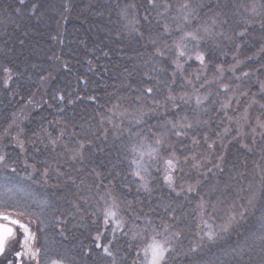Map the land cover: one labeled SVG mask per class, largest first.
Listing matches in <instances>:
<instances>
[{"label":"trees","instance_id":"trees-1","mask_svg":"<svg viewBox=\"0 0 264 264\" xmlns=\"http://www.w3.org/2000/svg\"><path fill=\"white\" fill-rule=\"evenodd\" d=\"M27 2L29 8L32 2L38 5L36 14L25 8L24 14L17 16L13 11L18 7L17 0H0V68H13V80L9 82L8 87H4V73L0 71V155L6 156L5 162L0 164V210L6 208L16 214L17 208H28L35 213L24 218L34 224L35 243L37 248L41 249L40 264H48L50 259H61L64 264H111L112 258L106 256L102 249L95 248L92 243V237L96 234L92 222L96 218L91 215L95 209L90 205L94 201L90 200V205H82L84 212H76L72 207L73 201L79 202L75 193L79 191L77 185L82 173L77 169L81 168V164L71 160L63 146L75 148L77 141L84 139H95L98 145L105 146V153L95 154L85 167V172L92 166L101 165L102 161L104 164L109 160L113 163L117 161V148L122 141H128L127 129L131 127V123L125 119L120 125V128L124 129L120 139H116L120 135L118 130L113 129L111 125H105L109 128V134L108 139L104 140L102 133L98 131L101 128L98 121L117 103H120L122 108L130 106V98L135 94L128 85L133 89L145 86L141 84L140 75L144 67L137 53H142L145 59L148 58L151 45L145 49L142 45L146 41L136 44L130 43L126 38H116L115 33L119 27L116 24V4L123 5L125 0ZM171 2L176 4L182 0ZM205 2L220 5L228 3L230 7L244 5L250 10L253 2L258 5L261 0ZM234 10L237 11L235 19L241 23H233L231 29L239 32L247 27L243 24V19L250 12L244 13L242 7ZM259 21L260 18L256 17L243 38L226 29V36L218 38L220 47L212 46L209 53L211 62L206 60L207 67L204 70H201L197 61H190V66L185 65L186 75L199 88L200 94L213 95L206 102L209 111L201 116V119L209 120V126H201L198 131L209 136L208 143L213 140L216 143L210 155L202 137H198L201 138L199 147L193 146L187 138L182 144H177L178 154L190 158L197 156L196 161L190 160L188 164L182 162L184 172L179 173L177 184H183L187 188L189 184L194 185L198 179L203 180L198 188L200 195L217 204L218 209L214 213L215 219L208 220L207 216L204 217L213 231L217 230L219 218L223 216L227 205L235 200L238 194L245 195L238 192L240 186L247 187L251 183L256 189L260 187L261 168H264V136L261 133L264 129L257 127V123L258 119L264 121V108H261V105H264V89H261V84H264V28H261ZM153 28L155 29V13ZM24 32L28 35L25 36ZM19 40L24 43L20 44ZM104 51H109V56L105 57ZM89 60L93 61L91 67L94 71H89ZM237 61L240 63L237 64ZM156 63L159 64V60ZM134 64L137 71H133L125 80L124 68L132 70ZM220 65L223 66V72L217 71ZM164 66L167 71L159 75L168 81L174 66L167 61ZM197 75L199 80L195 79ZM176 79L177 83L173 85L176 95H182L185 91L190 94L193 92L191 85L179 76ZM146 83L150 86L152 82ZM201 84H204V87L201 88ZM222 84L230 86L227 93ZM54 95H64L65 102L58 103L53 100ZM69 95L74 103H67ZM87 95H94L97 100L93 102L77 99ZM154 95L159 99L161 107L155 113L149 112V115L144 117L147 122L133 127V132L143 129L144 133H148L149 127L156 131V126L164 122L167 110L163 105L167 91L165 89ZM120 97L125 99L120 100ZM229 98L231 107L226 111L228 116L232 117L231 120L225 117L224 110L220 109V105L227 103ZM151 103V100L146 101L143 111H149ZM168 108H171L170 104ZM185 108L191 115L190 107ZM113 110L117 116L115 123L119 124L120 113L116 109ZM173 115L174 113L167 111L168 119ZM225 128L229 129L227 134L224 132ZM61 132L64 133L63 136L60 135ZM46 133H51L52 138H59L55 151ZM17 137L25 141V152H21L17 147ZM172 139L176 141L175 137ZM219 155L225 157L223 172L213 168L215 157ZM203 156H208L212 163L202 159ZM25 159L29 163L35 162L40 171H43L44 162L47 161L52 168L59 166L66 175L58 181L56 174L51 173L50 177L45 179L40 172L33 173L31 168H27ZM193 163H199L201 167L193 168ZM208 168H212V172L207 173V179H204L200 173L207 172ZM30 174L31 179L28 178ZM153 175L160 182L151 197L144 192L137 194L133 191L127 194L128 199L138 197L144 201L142 206L145 211L149 207H156V213L153 215L157 223L160 217L169 219L163 208L157 207V203L161 199L170 203L176 209V214L181 217L179 227L184 230L183 251L187 252L190 241L199 239L195 233L203 227L197 209L199 196L196 192H184L177 196L163 185L162 172L153 171ZM69 176L76 181L75 184L68 179ZM90 180L91 177L88 178V181ZM80 194L86 195L83 192ZM218 200L223 203H218ZM259 207L258 200L257 208ZM209 211L211 212V209ZM258 216V212L250 216L229 234L221 233L215 242L208 241L207 236H204V244L199 251L188 256H178L175 264H237L241 254L243 259L240 264H260L264 253L261 252L259 237L264 234V228L261 227ZM65 219L69 221L67 225L59 223ZM117 235L120 237L119 233ZM21 237L17 232L6 253L0 258V264H9L10 261L11 264H17L15 253L20 247ZM126 240L127 238L120 237L117 261L128 255L124 248ZM233 248L236 249L235 253Z\"/></svg>","mask_w":264,"mask_h":264},{"label":"snow or ice","instance_id":"snow-or-ice-1","mask_svg":"<svg viewBox=\"0 0 264 264\" xmlns=\"http://www.w3.org/2000/svg\"><path fill=\"white\" fill-rule=\"evenodd\" d=\"M17 3L18 7L13 11L17 16H22L25 8H29V4L27 0H17ZM241 7L244 13L250 12L243 19V24H246L247 27H244L242 31L235 32L234 29H231V25L233 23L239 25L241 22L235 19L237 11L234 9L238 10ZM116 8L118 9L116 24L119 26L115 33L116 38L118 40L126 38L130 43L135 42L136 44L146 41L142 45L145 49L151 45L148 58L145 59L142 53H137L144 67V71L140 75L142 77L141 84L145 86L133 89L131 85H128L135 94L130 98V106L122 108V105L117 103L113 105V108H109L107 113L98 121L101 125L98 131L102 133L103 139L107 140L109 128L105 125H111L113 129L118 130L120 135L116 139H120L124 132L120 125L124 123L125 119L129 120L131 127L127 129L129 132L128 141H122L117 148L118 159L115 163L109 160L107 164H104L102 161L101 165L92 166L87 172H85V167L91 158L97 153H105V146L98 145L95 139L78 140L75 148L71 149L67 145L63 146L66 155L71 160L81 164V168L77 169L79 173H82L77 185L79 191L75 193L79 202H72L73 209L76 212H84L85 209L82 205H90V200L94 201L90 205L95 209L91 215L96 218L92 222L96 232L95 236L92 237L94 247L102 249L106 256L111 257V264H170V262L175 264L178 256H188L199 251L204 244V236H207L208 241L215 242L221 233H231L241 222L247 221L250 216L256 215L257 212L259 213L257 219L261 223V227L264 228V168H261L259 189H256L251 183L247 187L240 186L238 192L245 195L238 194L237 198L227 205L223 216L219 218L220 223L217 225L216 231H213L207 220L204 219L205 216L208 217V220L215 219L214 213L218 209L217 204L211 203L204 195H200L198 188L203 180L198 179L194 185L189 184L187 188L183 184H177V179L180 178L179 173L184 172V168L181 166L182 162L188 164L190 160H197L196 155L190 158L187 155L178 154L177 144H182L183 140L187 138L191 140L193 146L199 147L201 138L198 137H202L203 142L207 144L210 155L216 143L215 140L208 143L209 136L198 131L201 126H209V120L201 119V116L209 111L206 102L209 101L210 94L203 96L200 94L199 88L186 75L185 65L190 66V61H197L201 65V70H204L207 67L206 60L211 62L209 53L212 51V46L220 47L218 38L226 36V29L232 30L235 35L243 38L248 27L255 22L256 17L260 18V26L264 28V0H261L258 5L253 2L250 10L244 5L230 7L228 3L224 5L211 4L205 0H182L176 4H173L171 0H143V2L125 0L123 5L117 3ZM161 8L163 11H160ZM29 10L36 14L38 5L32 2ZM153 13H155V29L153 28ZM24 35L27 36L28 33L24 32ZM53 38L56 39V37ZM19 43L23 44L24 41L19 40ZM236 48L238 51L239 45ZM109 54V51L103 52L105 57ZM129 59H133V57H129ZM157 60H159V64L156 63ZM165 61L174 66L168 81L159 75L167 71L164 66ZM92 63V60L88 61L89 71L95 70L91 67ZM239 63L237 61V64ZM0 71L4 73V87H8L9 82L13 80V68L4 66L0 68ZM133 71H137L135 64L132 70L127 67L124 68L125 80L132 75ZM217 71L223 72V66H218ZM177 76L192 86L193 92L191 94L187 91L182 95L175 94L173 85L177 83ZM195 79L199 80V75L195 76ZM146 82L152 83L147 86ZM200 87H204V84H201ZM222 87L226 93L229 91L230 86L228 84H222ZM165 89L167 95L164 98L163 107L174 113L173 117L168 119L166 111L164 122L156 126V131L149 127L148 133L150 135L144 133L143 129L133 132V127L147 122L144 117H147L149 112L155 113L161 107L159 99L154 94ZM261 89H264V84H261ZM52 99L60 103L65 102L66 97L54 95ZM77 99L95 102L97 97L87 95L86 97H77ZM124 99L125 97H120V100ZM148 100L152 102L149 111H143ZM29 102L31 103V101ZM74 102L69 95L67 103ZM169 104L171 108H168ZM185 106L190 107L191 115ZM229 107H231V98L228 99L227 103L220 105V109L225 112V117L231 120L232 117H229L226 111ZM261 108H264V105H261ZM113 109L120 113L119 124L115 123L117 116ZM257 127L264 129V121L258 119ZM228 131L229 129H224L225 134ZM253 132H255V128H253ZM190 133L191 135H189ZM46 135L53 146V151H55L59 138H52L51 133H46ZM60 135L63 136L64 133L61 132ZM261 135L264 136V132ZM172 137H175L176 141H173ZM16 139L17 147L20 148L21 152H25V141L18 137ZM5 159V155H0V164L4 163ZM202 159L212 163L208 156H203ZM215 161L213 168L223 172L224 155L216 156ZM44 163L45 167L43 171H40L35 162L29 163L27 159L24 161L27 168H31L33 173L40 172L45 179H48L51 173L56 174L58 181L66 175L59 166L52 168L47 161ZM109 164L111 167H108ZM161 164L163 168H161ZM123 165L126 166L122 167ZM192 167L198 169L201 165L193 163ZM153 171L162 172L163 185L177 196L184 192H196L199 196L197 209L203 227L195 233L199 239L194 242L190 241L187 252L183 251L184 230L179 227L181 217L176 214V209L170 203H165L162 199L157 203V207L163 208L169 217V219L160 217L159 223H157L156 217L153 215L156 213V207H149L145 211L142 206L144 201L139 200L138 197H134L133 200L128 199L127 194L133 191L137 194L144 192L149 197L152 196L153 192L157 190V183L160 182L153 175ZM210 172H212V168H208L207 172L200 173V175L207 179V173ZM241 175L243 174L241 173ZM89 177H91L90 181H88ZM28 178H32L31 174ZM68 179L72 180L73 184L76 183L72 177L69 176ZM81 192L86 193V195H81ZM258 200L260 202L259 208H257ZM218 203L222 204L223 201L218 200ZM15 212L16 217L13 218L6 208L4 211H0V221H4V223H0V255L5 253L7 242L16 237V227L18 226L22 235L20 240L22 251L16 252L15 256L18 258L19 264H23V257L25 256L30 261H35V264H40L41 249L33 247L36 234L31 231L30 222H24L20 219V217L32 216L35 213L28 208H17ZM40 222L43 223L42 220ZM68 222L67 219L59 221L62 225H67ZM117 233L120 234V237L127 238L124 248L128 251V255L121 257L119 261H117V252L120 251L118 248L120 237ZM259 240L261 252L264 253V234L259 237ZM232 251L235 253L236 249L233 248ZM242 259L241 254L237 264H240ZM48 264H64V262L61 259H50ZM260 264H264V258L261 259Z\"/></svg>","mask_w":264,"mask_h":264},{"label":"rangeland","instance_id":"rangeland-1","mask_svg":"<svg viewBox=\"0 0 264 264\" xmlns=\"http://www.w3.org/2000/svg\"><path fill=\"white\" fill-rule=\"evenodd\" d=\"M220 38V37H219ZM205 50H207V49H205ZM211 92V91H210ZM208 95H209V98H210V96L212 97L213 95H212V93H207ZM207 104V103H206ZM0 211H4V210H0ZM9 214H11L12 216H13V218H15L16 217V214L15 213H12V212H9V211H7ZM20 219L22 220V221H24V222H30V224H29V226H30V228H31V231L32 232H34V228H33V222H31L30 220H28V219H26V218H24V217H20ZM4 222V221H3ZM17 229H18V226H17ZM18 232L20 233V230L18 229ZM21 234V233H20ZM22 236V235H21ZM21 239H22V237H21ZM12 240L13 239H11L10 240V243L9 244H11V242H12ZM34 248H37V246H36V243L34 244V246H33ZM17 251H22V249H21V246L17 249ZM15 260H16V262H17V264H19V261H18V258L15 256ZM31 263H35V261H30L29 260V258L27 257V256H25V257H23V264H31Z\"/></svg>","mask_w":264,"mask_h":264},{"label":"water","instance_id":"water-1","mask_svg":"<svg viewBox=\"0 0 264 264\" xmlns=\"http://www.w3.org/2000/svg\"><path fill=\"white\" fill-rule=\"evenodd\" d=\"M0 223H2V222H0ZM7 245V244H6ZM2 255H0V257H1Z\"/></svg>","mask_w":264,"mask_h":264}]
</instances>
